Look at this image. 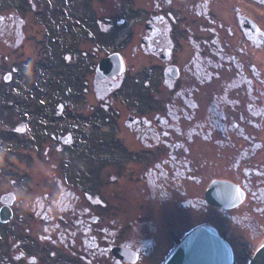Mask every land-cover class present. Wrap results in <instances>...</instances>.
<instances>
[{"label":"flooded vegetation","instance_id":"flooded-vegetation-1","mask_svg":"<svg viewBox=\"0 0 264 264\" xmlns=\"http://www.w3.org/2000/svg\"><path fill=\"white\" fill-rule=\"evenodd\" d=\"M66 1L0 0V45L11 46L3 58L0 53V69H5L0 82H10L13 77L10 69L15 60L11 54L32 37L27 29L30 20L43 24L42 44L44 40L64 39L66 21L77 20L76 14L62 13ZM260 3L264 0H117V10L112 13L111 0L83 1L81 9L90 17L91 34L64 40L69 50L90 55L95 83L90 97L117 100V107L109 113L121 132L117 137L121 142L110 146L108 156L99 159L86 152L82 165H77L72 139L64 137V132L55 134L54 141L42 140L33 149L13 140V135L28 129L27 117L24 121L18 115H8V125L0 126V182H10V188L0 190V253L7 246L10 259H0V264H138L147 254V242L139 232H131V221L139 223V228L145 225V204L138 199L147 193L142 185L147 181L149 186H145L155 195L175 202L177 191L184 188L182 179L195 177L190 166L200 162L192 157L194 133L221 156L225 147L236 150L235 157L228 160L233 171L228 174L234 180L224 178L238 183L245 198L248 193L254 199L264 196V187L249 179L262 172L255 157L261 148L256 128L255 55L257 42H264V38L251 26L255 23L264 33L253 17ZM127 4L134 13L127 15L130 17L122 26L126 29L123 41L120 45L106 44L104 33L125 22L120 14ZM126 47L131 57L140 54L145 59L132 73L135 66L129 65ZM115 51L124 60L123 71L115 77L95 79L100 59ZM131 80L148 90L152 105L138 109L118 92ZM241 98L247 100L244 107ZM11 107L8 105L9 110ZM200 114L199 125H190L194 119L198 123ZM18 123L23 130L17 129ZM10 137L12 141L7 142ZM241 139L243 147L238 146ZM203 153L205 160H215L211 153L209 157ZM22 156L27 159L25 170L15 163ZM131 180L138 188L135 196L139 204L133 207L127 200ZM114 198L120 202H113ZM131 211L135 214L130 220ZM252 218L259 226L257 217ZM179 240L172 241L160 264ZM116 246L136 250L135 260H129L133 257L129 253H115L112 248ZM232 250V264H237L239 256L233 246Z\"/></svg>","mask_w":264,"mask_h":264},{"label":"rangeland","instance_id":"rangeland-1","mask_svg":"<svg viewBox=\"0 0 264 264\" xmlns=\"http://www.w3.org/2000/svg\"><path fill=\"white\" fill-rule=\"evenodd\" d=\"M84 0H67L63 14H71L77 17L74 22L66 21L65 37L66 41L79 35L91 34L90 17L81 9ZM121 1V0H118ZM113 3L111 12L117 10V0H111ZM133 3H140L141 0H131ZM132 5L127 4L124 11L120 14L125 22L120 27H114L104 33L106 44H118L123 40L124 31L123 25L127 22L128 14H133ZM99 11L100 8H98ZM123 15V16H122ZM253 17L257 19L259 25L264 29V3L257 6V11ZM114 16L110 18L113 23ZM130 21V19L128 20ZM116 23V22H114ZM27 29L32 31V37H28L27 44L14 49L12 58L13 68L11 73L13 75L10 82H0V126L8 125L11 119L8 115L15 114L24 119L27 117L28 129L21 134L13 135V140L22 145H37L42 140L46 142L54 141L53 136L59 132H64V137H69L73 142V153L75 156V163L82 165V156L84 154L92 153L97 159L108 156L110 146L121 142L119 138V130H117L113 123L110 111L113 107H117V100L109 99V101L95 100L90 97L94 94L93 70H90L89 62L90 55L85 51L69 50L68 44L65 41L59 44L58 39L51 43V41L44 43L40 41V35L43 24L30 20L27 24ZM60 29V28H59ZM64 31V30H63ZM64 33V32H63ZM63 33H61L63 35ZM1 42V41H0ZM39 43L43 45L39 48ZM6 48L9 50L11 46L3 47L0 45L1 58L6 54ZM127 57L129 58V65L135 66L131 68V73L139 70V63L144 62V57L140 54L131 57L130 49L125 48ZM255 62L258 68L257 75V129L258 140L261 142L255 153L256 163L262 169L261 174L250 176L249 179L254 180V183L260 187H264V42H257V49L255 55ZM128 70L124 73L125 76ZM5 69H0V77ZM122 75V74H121ZM120 75V76H121ZM119 76V77H120ZM259 78V79H258ZM99 90L101 87L97 85ZM93 88V89H92ZM145 89V90H144ZM126 95L129 103L135 104L138 109H143L145 105H152L153 102L149 100V92L139 83L131 80L122 86V90L118 91ZM141 93H144L141 96ZM242 106L247 103L245 98H241ZM11 105L13 110L8 109ZM248 110V108H246ZM200 110V109H198ZM6 111V112H5ZM4 115V116H3ZM199 121L192 120V126L199 125L202 120V115H199ZM6 120V121H5ZM5 121L6 124L4 122ZM241 125H245L243 122ZM18 130H23L21 123L16 124ZM123 129V128H122ZM3 136L2 131H0ZM194 133V143L190 145L193 152L192 157L198 158V161L190 166L191 174L195 177L190 179H182L183 190L177 191V199L170 200L169 198L159 197L152 192V189L145 186L147 181L142 185L147 189L146 195L142 198L135 196L138 194L137 182L130 181L131 185L128 190L129 196L127 198L129 206L138 205V199L144 201L146 213L145 236H146V255L141 257L138 264H160L164 254L172 247V241L180 238L183 232H188L196 225L203 222H210L218 227L219 232L228 239L235 249V253L239 256L237 264H245V258L248 253L254 250V247L264 237V196H258L254 199L249 193L245 200L238 206L225 209L224 211L216 206L208 204L204 199V190L210 180L213 178L229 177L228 173L233 172L232 167L228 165L229 158H234L237 153L236 150H229L225 147L224 155L221 156L217 150L210 148L208 142ZM62 136V137H63ZM12 141V137L7 142ZM244 140L238 142V146L243 147ZM248 145V144H247ZM27 147V146H26ZM25 149H23L24 151ZM211 153L215 160L208 161L203 157ZM201 152V153H200ZM230 155V157H229ZM20 157V156H19ZM209 157V155H208ZM251 157V156H250ZM26 156H22L15 163L25 170ZM205 162H203L204 160ZM249 158V156H247ZM203 160V161H202ZM203 162V163H202ZM256 165V164H255ZM243 176V173H240ZM234 180V177L230 176ZM236 180V179H235ZM180 181V180H179ZM237 181V180H236ZM234 182V181H233ZM239 182V181H238ZM10 182L2 180L0 182V190L10 188ZM148 185V184H147ZM118 184H115V188ZM149 186V185H148ZM35 188V187H34ZM36 188L34 190H39ZM150 190V191H149ZM141 191V189H140ZM134 192V193H133ZM143 194L144 191H141ZM152 196L151 198H148ZM138 198V199H137ZM124 200V199H123ZM120 199L114 198L113 202ZM181 201H184L181 203ZM189 202V203H188ZM148 205V208H147ZM253 206H256L253 209ZM132 209V208H131ZM224 212V213H223ZM135 212L131 211L130 220ZM255 215L259 224L255 225ZM121 216V214H120ZM235 217V218H234ZM132 222V221H131ZM137 226L131 232L137 233ZM183 231V232H182ZM138 234V233H137ZM8 247H2L0 259L5 261L10 257L5 252ZM240 254L245 255L241 258Z\"/></svg>","mask_w":264,"mask_h":264},{"label":"water","instance_id":"water-1","mask_svg":"<svg viewBox=\"0 0 264 264\" xmlns=\"http://www.w3.org/2000/svg\"><path fill=\"white\" fill-rule=\"evenodd\" d=\"M253 30L264 33L255 23H251ZM120 56L114 60L103 57L98 62L94 77L103 79L115 77L123 71V63ZM245 198V190L236 182L225 178H213L204 191V199L207 203L230 209L238 206ZM115 253H129L133 255L130 261L135 260L136 250L130 247H113ZM233 251L229 241L224 238L217 228L209 222H203L192 228L168 253L162 264H232ZM246 264H264V237L261 239L252 256Z\"/></svg>","mask_w":264,"mask_h":264},{"label":"bare ground","instance_id":"bare-ground-1","mask_svg":"<svg viewBox=\"0 0 264 264\" xmlns=\"http://www.w3.org/2000/svg\"><path fill=\"white\" fill-rule=\"evenodd\" d=\"M122 41H123V40H122ZM122 41H121V42H122ZM121 42L118 43V44H112V45H120ZM110 45H111V44H110ZM118 55L121 57L120 60L122 61V63H124V60H123L121 54H120L119 52H117V51L112 52V53L108 54L107 56L109 57V59L112 58V59L114 60V58H115L116 56H118ZM9 71H10V70H9ZM6 78H7V77H6ZM97 80H98V79H97ZM256 127H257V125H256ZM257 128H258V127H257ZM45 140H46V139H44L43 142H46ZM225 179H226V178H225ZM229 180H230V179H229ZM205 189H206V188H205ZM204 191H205V190H204ZM203 196H204V194H203ZM149 198H150V197H149ZM208 204H209V203H208ZM210 205H211V204H210ZM212 206H215V205H212ZM216 207H217V206H216ZM147 208H148V205H147ZM148 211H149V210L144 211V212H145V213H148ZM131 223H132V224H131V227L135 228V223H136V222H134V223L131 222ZM209 223H210V222H209ZM213 225H214V224H213ZM214 226H215V225H214ZM136 229H137V231L141 234V236H143V237L146 239V236H145V227H144V229H142L141 227L139 228V227L137 226ZM189 231H190V230H189ZM189 231H188V232H189ZM182 232H183V231H182ZM188 232L185 233V231H184V232H183V235L180 237V240L183 239V238L186 236V234H187ZM180 240H179V241H180ZM232 251H233V250H232ZM164 260H165V259H164ZM164 260H163V261H164Z\"/></svg>","mask_w":264,"mask_h":264}]
</instances>
